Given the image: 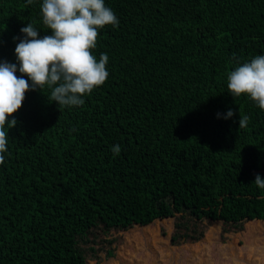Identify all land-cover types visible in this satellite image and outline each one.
<instances>
[{"label": "trees", "instance_id": "16d2710c", "mask_svg": "<svg viewBox=\"0 0 264 264\" xmlns=\"http://www.w3.org/2000/svg\"><path fill=\"white\" fill-rule=\"evenodd\" d=\"M42 2L0 0V62L19 68L28 23L40 38L52 34ZM105 4L119 20L92 50L109 57L105 84L79 107L59 108L47 87L28 91L9 118L17 124L0 165V264H107L105 255L165 264L169 247L174 264H188L178 260L204 237H188L180 213L193 219L210 202L249 224L244 245L264 246V190L254 184L264 177V110L227 88L229 71L264 55V0ZM122 236L130 239L118 244Z\"/></svg>", "mask_w": 264, "mask_h": 264}, {"label": "clouds", "instance_id": "9594fccd", "mask_svg": "<svg viewBox=\"0 0 264 264\" xmlns=\"http://www.w3.org/2000/svg\"><path fill=\"white\" fill-rule=\"evenodd\" d=\"M35 2L27 0L28 5ZM40 7L43 24L52 34L40 38V31L28 23L21 29L25 38L15 49L19 68L7 61L0 62V165L5 163L4 154L8 151V130L17 124L15 119L9 122V118L22 108L28 91H43L47 87L51 90L50 99L59 108L79 107L85 103L83 97L103 86L109 77L108 55L101 54L97 59L92 52L101 29L119 26L105 0H43ZM17 71L22 75L17 76ZM227 88L234 98L250 97L264 110V55L229 71ZM234 115L229 110L225 118ZM239 116V128H246L249 118ZM112 151L119 155L121 148L117 145ZM254 184L264 190V177L257 174Z\"/></svg>", "mask_w": 264, "mask_h": 264}, {"label": "rangeland", "instance_id": "374dc122", "mask_svg": "<svg viewBox=\"0 0 264 264\" xmlns=\"http://www.w3.org/2000/svg\"><path fill=\"white\" fill-rule=\"evenodd\" d=\"M244 198L240 196L238 200L241 202ZM200 207L207 209L205 205L198 206V208ZM222 210L216 203L210 202V210L200 213L198 217L196 216L193 219L188 214V211H185V214L180 213V215L184 216L181 222L183 220L190 222V227L185 234L189 237L197 229V231L200 230V235L196 236H203L204 238L200 242L191 245V247L188 245L190 247L188 253L186 252V256L179 259L178 263L189 261L188 264H198L197 260L202 258L201 260L204 261V264H264V249L260 250L264 246L244 245L249 224L239 219L241 215H238V218H236V214L233 217H228L229 215L223 217L221 215ZM180 215L176 218H179ZM176 218L170 219L175 223L177 222ZM114 235V239L120 236L118 232H115ZM125 239H130V237L122 236L117 243L124 244L121 241ZM182 239H185L184 235ZM107 245L109 246V243ZM164 251H167L163 259L167 260L165 264H174L175 256L170 247ZM156 255L154 252L151 253L150 259L152 260ZM105 260L108 262L107 264H115V261L109 255H105Z\"/></svg>", "mask_w": 264, "mask_h": 264}]
</instances>
